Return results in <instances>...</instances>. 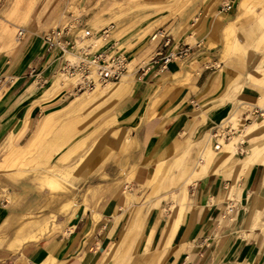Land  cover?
Listing matches in <instances>:
<instances>
[{
  "label": "crops",
  "instance_id": "1",
  "mask_svg": "<svg viewBox=\"0 0 264 264\" xmlns=\"http://www.w3.org/2000/svg\"><path fill=\"white\" fill-rule=\"evenodd\" d=\"M90 1L61 0L45 22L56 20L57 26H63L78 16L79 26L70 39L86 28L98 30L93 31V39H98L99 31L109 27V36L92 50L118 46L131 62L135 59L111 92L93 100H77L76 85L59 93L57 76L67 54L59 48L45 50L42 27L25 26L24 35L14 42L0 36V151L22 131L20 142H26L19 146L27 145L41 119L51 112L68 114L83 105L106 104L92 120L87 149L76 152L70 161L76 180L67 182L52 167L45 172L74 187L75 195L57 200L49 188L42 207L50 215L32 216L37 203L27 200L32 194H46V189L29 182L23 187L11 179V191L2 192L14 201L7 207L0 202V264H116L113 257L119 252L132 253L125 264H264V148L252 146L264 143V122H259L263 117L255 114L264 111V78L224 57V33L234 14L226 13L219 20L202 17L196 31L207 44L205 49L188 43L190 35L177 32L174 37L164 26L154 29L145 45L139 37L121 34L114 23L102 26L115 14L101 16ZM241 1L238 7L244 12ZM13 2L0 0V20H5ZM83 9H89L85 16ZM159 28L170 33V46L162 48L160 39H151ZM185 46L189 53L170 60L166 69L162 56L151 61L159 48L167 54ZM40 77L48 85H38ZM82 112L57 116L53 124L60 129ZM237 114L241 127L230 139L234 152L225 153L224 145L215 150L214 130ZM107 119L110 127L98 141L99 124ZM243 125L251 133L248 137ZM85 137L80 135L75 142L84 143ZM190 142L201 143L203 151L199 160L193 153L186 165L187 177L179 184L173 162ZM237 148L241 157L235 155ZM162 162L163 170L158 166ZM156 179L161 186L154 185ZM153 188L157 191L151 194ZM57 203L59 211L70 212L55 220ZM20 212L28 219L46 218L49 230L14 251L6 244L15 233L10 223L18 221Z\"/></svg>",
  "mask_w": 264,
  "mask_h": 264
},
{
  "label": "rangeland",
  "instance_id": "2",
  "mask_svg": "<svg viewBox=\"0 0 264 264\" xmlns=\"http://www.w3.org/2000/svg\"><path fill=\"white\" fill-rule=\"evenodd\" d=\"M60 1L61 0H14V2L10 4L11 7L9 8L8 14L5 16V20H0V36L2 35L14 42L16 39L20 40L21 38V36L18 35L20 29H24L25 26L30 24H36L42 27L40 30H42L41 33L44 38V34L50 28L57 26L56 20H53L52 22H45V20L49 16V13L57 8ZM228 1H230L232 8L226 11L223 7ZM239 2L240 0H91L90 5H92L93 10L96 9L103 17L108 16L111 18V14L120 15L121 21L119 23L115 21L114 15L112 20L110 19L108 22L105 21L102 26L114 23L120 30L121 34L139 37L138 39L141 41L143 40V44L145 45H147L148 38L152 31L160 26H164L172 32L174 37L177 32L181 36L186 34L190 35L188 43H198V45H200L199 48L201 49H205L207 46L203 41L201 34L196 31L197 24L202 20V17L208 16L209 19L219 20L222 19L220 16L226 13H232L234 16L229 20L230 22H228L224 33V57L234 58L237 64L241 65L242 68L246 70L250 69V72H252L254 76L264 78V0H250L249 6L244 12H240L238 7ZM83 10L85 11L83 15L89 12V9ZM78 12H80V10L77 9L76 13L80 14ZM75 18L79 20L78 16H75ZM86 29H90L92 32L94 31V33L98 31L92 28ZM101 43V41L96 42V44ZM44 44L45 50H47V44ZM150 56L146 58V60H150ZM134 62L135 59L132 60L130 66H132ZM34 73L37 72L35 71ZM68 78L70 79L72 77ZM74 79L75 81L72 84V88L76 85V78ZM37 83L40 86L48 85L49 81L40 77ZM75 91L78 90L75 89ZM83 92L84 91H79L76 95L83 94ZM100 103L93 107H85L83 105L68 114H63L58 110L51 112L49 114L50 116H45L46 118L43 117L41 119V121L43 119L46 120L44 125L40 126V121L36 134L25 146H19L20 143L24 145L26 142L25 140L20 142L23 131L13 139L6 141L0 151V179H4V181H0V202L7 207L14 201L7 198V196L2 193L5 190L11 191V186L9 184V182L12 181L11 179L15 181H13L14 183L18 180L17 183L23 187L26 182H29L32 186L47 190L46 194H32L27 200V202L36 201L37 203V207L32 212V216H49L50 210L42 207L44 200L47 197L49 188L54 191V194L59 191L54 189V185L49 184L48 178L49 176L51 178L56 177L55 179L58 180L59 177L45 172L49 167H52V169L55 170V173L66 178L67 182L70 183L76 180L78 174L69 166L70 161L76 152L87 149V145L90 143L91 139L89 131L93 126L92 120L94 116H99L98 111L101 107L106 105ZM81 110L83 111L82 114L77 116L76 119L74 118L72 124L63 126L60 129L58 128V124H53L55 117L64 115L70 117L75 113H79ZM107 115L108 113L105 116ZM239 119L240 117L237 114L231 116V119L229 120V122H233V127L238 133L240 132L241 127L238 125L240 123L238 121ZM262 119H264V117ZM229 122H224L223 127L228 126L230 124ZM110 124L111 122L108 119L99 124L98 141H100V138L102 137L101 134L104 135L106 133L103 132L110 127ZM242 127L245 128L244 133L246 137L251 135L248 134L247 125H243ZM46 128L48 129L44 138L42 137L40 139V135ZM236 133L232 135V138L234 136L236 137ZM80 135L86 136L85 138L87 139H84V143L82 141L75 142L76 138L80 137ZM252 146L264 148V143L258 141ZM202 151L203 146L201 143L190 142V144L183 150L182 154L174 160L172 169L178 171L179 184L184 183L187 177L188 169H190L186 167L188 160L190 161L194 152V160H199ZM237 151L238 148L235 150L236 156H238ZM164 163L165 162H162L158 165L161 170H163ZM21 174L23 175L19 176ZM42 175L43 177L41 178ZM58 181L60 182V185L66 187L60 178ZM130 181L131 177L128 176L127 182L130 183ZM154 185L161 186L162 183L156 179ZM153 190L154 188L151 190V194H154L157 191ZM181 191L183 194V189H181ZM24 206L25 203L21 205V211ZM58 208H60V206L57 203L56 210H58ZM140 209L141 208L136 209L135 212V217L137 219L141 216V214L138 213ZM69 212L70 209L68 211L58 210L55 220H58L60 216H66ZM18 218L19 219L15 224L10 223V225H13L14 231L22 222L28 220V216L22 215L21 212ZM136 224V222H133L132 226H136ZM55 228L57 230V224ZM6 239L8 240L9 238H3V240ZM131 256V252H119L114 255L113 259L117 262L116 264H125Z\"/></svg>",
  "mask_w": 264,
  "mask_h": 264
},
{
  "label": "built area",
  "instance_id": "3",
  "mask_svg": "<svg viewBox=\"0 0 264 264\" xmlns=\"http://www.w3.org/2000/svg\"><path fill=\"white\" fill-rule=\"evenodd\" d=\"M232 8L230 1L226 2L223 9L228 11ZM79 20L74 18L63 26H56L49 29L44 34V40L47 43L48 50L59 48L64 54H67L66 62L61 72L68 77L76 78V89L86 91L95 89L97 84L102 86L110 82H117L128 72L130 57L118 46H113L108 50L93 51L96 42L109 36L110 28L105 27L99 31L98 39L94 38V33L90 29L77 31V36L69 38L72 31L78 28ZM19 36L24 35V29L18 31ZM152 40L160 39L162 48L170 46L172 37L170 33L159 28L151 35ZM90 40V42H88ZM93 42H92V41ZM162 48L158 49L152 62H156L162 56V68H167V63L177 57L187 55L190 51L189 46L178 48L175 51L164 54ZM255 114L264 117V111L256 110ZM235 129L232 126H218L212 136L215 139L214 147L218 150L223 144L232 138Z\"/></svg>",
  "mask_w": 264,
  "mask_h": 264
},
{
  "label": "bare ground",
  "instance_id": "4",
  "mask_svg": "<svg viewBox=\"0 0 264 264\" xmlns=\"http://www.w3.org/2000/svg\"><path fill=\"white\" fill-rule=\"evenodd\" d=\"M249 1L250 0H242L241 1V8H243L244 10L249 6ZM251 3V2H250ZM252 6V5H251ZM254 7V6H253ZM248 10V9H247ZM120 15H115V21L117 23H119L121 21L120 19ZM98 38V37H97ZM58 50V49H57ZM135 70V69H134ZM65 75H62V72L59 73V75L57 76V90L59 91L60 94H62L65 91H70L72 88V84L74 83L75 79L74 77L72 78H68V77H64ZM122 79V78H121ZM56 80V79H55ZM120 81V80H119ZM117 81V82H119ZM117 82H110L107 83L106 85L102 86L100 84H97L95 89L93 90H86L83 92V94H80L77 96V100L79 101H90L93 100L94 98H96L99 94L107 92L112 90L117 84ZM118 89V87H117ZM111 92V91H110ZM115 95V94H114ZM113 95V96H114ZM125 95V94H124ZM121 96V95H120ZM117 98V97H116ZM104 99V98H103ZM100 101V100H99ZM62 111V110H61ZM260 123L264 122V119H260L259 121ZM251 128V127H250ZM249 128V129H250ZM255 128V127H254ZM259 128V127H257ZM253 129V128H252ZM248 131V130H247ZM256 131V130H255ZM250 132V131H248ZM251 134V133H250ZM234 140L232 141H228L227 143L224 144L223 149L225 153L227 154H232L234 152ZM215 148V147H214ZM221 149V148H220ZM220 149H216L217 151H220ZM212 151V150H211ZM214 151V150H213ZM258 156V155H257ZM210 157V156H209ZM257 159V158H256ZM56 176V175H55ZM56 178V177H55ZM55 178H51L49 176V184L50 185H54V189L56 191H59L55 194H53L54 198L57 200H61V199H65L67 198L69 200V196L71 195H75L74 192V187L70 188L68 186H62L60 185V182L58 180H56ZM53 189V188H52ZM73 202V201H72ZM68 203V202H67ZM66 203V204H67ZM74 203V202H73ZM69 205V203H68ZM67 205V206H68ZM74 208V207H73ZM86 208V207H85ZM66 209V208H65ZM64 209V210H65ZM73 211V210H72ZM78 215V214H77ZM53 217V216H52ZM54 218V217H53ZM52 218V219H53ZM51 221V220H50ZM48 220L46 218H42V217H30L28 220H26V222H22L19 227L15 230V233L13 235V237L11 238V240L9 241V243L6 244V246L9 247V249H13L14 251L19 249L20 246H22V244L24 242H28V241H33V240H39V236H37L36 234H45L47 233V231L49 230L48 228ZM53 224V223H52ZM55 225V224H54ZM53 232V229H52ZM50 232V233H52ZM40 235V236H41Z\"/></svg>",
  "mask_w": 264,
  "mask_h": 264
}]
</instances>
